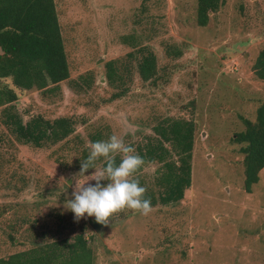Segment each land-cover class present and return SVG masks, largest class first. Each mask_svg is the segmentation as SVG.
I'll return each instance as SVG.
<instances>
[{"label": "rangeland", "instance_id": "obj_1", "mask_svg": "<svg viewBox=\"0 0 264 264\" xmlns=\"http://www.w3.org/2000/svg\"><path fill=\"white\" fill-rule=\"evenodd\" d=\"M52 1L68 79L46 93L0 78V92L14 94L10 106L23 123L66 117L73 132L42 148L21 144L2 125L0 106V258L81 233L91 264H264V169L246 193L242 145L232 141L264 100L252 70L264 48V0H223L204 27L196 0ZM140 49L155 57L154 83L136 74ZM111 60L127 67L121 89L106 82ZM164 118L193 125L182 200L156 203L147 216L126 209L97 231L87 216L75 222L65 202L88 179L79 172L90 137L116 135L135 147ZM156 168L143 165L134 177L154 198Z\"/></svg>", "mask_w": 264, "mask_h": 264}, {"label": "trees", "instance_id": "obj_2", "mask_svg": "<svg viewBox=\"0 0 264 264\" xmlns=\"http://www.w3.org/2000/svg\"><path fill=\"white\" fill-rule=\"evenodd\" d=\"M222 4L223 0H196V25L204 27L209 15L215 14ZM138 54L135 71L139 80L154 83L156 64L153 53L140 49ZM116 63L115 60L105 63V79L109 86L121 89L124 85L121 70L125 71L127 67L123 65L119 68ZM252 70L258 80L264 81V48L258 52ZM68 75L53 1L0 0V78L9 77L20 88L34 87L51 93L57 90L60 82L68 79ZM84 84L87 85L85 80ZM119 93L113 94V97L119 96ZM14 100L10 90L0 92L2 125L17 142L42 148L64 141L72 134L74 122L66 117L47 120L37 115L23 123L10 106ZM242 124L243 131L235 134L232 141L242 145L239 152L243 155V189L249 193L250 187L258 181V172L264 169V100L256 107L254 120L243 119ZM151 130L153 135L146 136L134 148L143 158V165H158L155 172L162 188L156 198L151 192L145 198H150L151 206L178 203L190 185L193 125L184 120L164 118L158 120ZM96 141H103L98 132L90 137V143ZM81 153L83 161L89 154L85 149ZM120 161L117 156L116 163ZM96 162L103 166V159ZM87 218V225L92 230L104 227L95 222V217ZM91 262L90 249L81 233L72 238L71 244L60 240L0 258V264Z\"/></svg>", "mask_w": 264, "mask_h": 264}, {"label": "clouds", "instance_id": "obj_3", "mask_svg": "<svg viewBox=\"0 0 264 264\" xmlns=\"http://www.w3.org/2000/svg\"><path fill=\"white\" fill-rule=\"evenodd\" d=\"M121 156L119 164L116 157ZM103 158V166L96 167V161ZM144 161L136 149L125 144L122 138L112 135L107 141L89 144V155L81 161L79 174L88 177L83 183H76L72 192L74 199L65 202L66 209L74 213V221L95 217V222L104 226L110 218L124 210H132L147 216L152 211L150 198H145L147 189L140 186L135 174ZM89 169L95 171L85 175ZM88 181H95L90 184ZM101 181H107L106 185ZM72 243V239L68 241Z\"/></svg>", "mask_w": 264, "mask_h": 264}]
</instances>
